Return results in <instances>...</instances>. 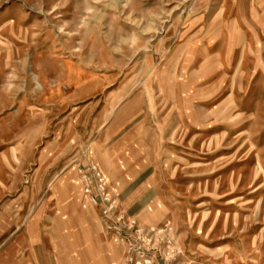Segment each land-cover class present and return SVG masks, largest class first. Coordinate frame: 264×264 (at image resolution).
Masks as SVG:
<instances>
[{
    "label": "rangeland",
    "instance_id": "374dc122",
    "mask_svg": "<svg viewBox=\"0 0 264 264\" xmlns=\"http://www.w3.org/2000/svg\"><path fill=\"white\" fill-rule=\"evenodd\" d=\"M90 153L182 264H264V0H0V264L121 262Z\"/></svg>",
    "mask_w": 264,
    "mask_h": 264
},
{
    "label": "built area",
    "instance_id": "2783aa9c",
    "mask_svg": "<svg viewBox=\"0 0 264 264\" xmlns=\"http://www.w3.org/2000/svg\"><path fill=\"white\" fill-rule=\"evenodd\" d=\"M83 195L97 208L105 233L123 246L119 264H182L185 250L171 225H143L121 208L103 168L95 161L75 163Z\"/></svg>",
    "mask_w": 264,
    "mask_h": 264
},
{
    "label": "crops",
    "instance_id": "0c3cea01",
    "mask_svg": "<svg viewBox=\"0 0 264 264\" xmlns=\"http://www.w3.org/2000/svg\"><path fill=\"white\" fill-rule=\"evenodd\" d=\"M90 154H92V155H90V157H85V159L82 160V163H83V164H86V163H88L89 161H95V162H97V163L99 164V162H98L97 158L95 157V155H93V153H90ZM85 156H86V155H85ZM76 159H77V160H76ZM76 159H74V160L71 162V164H74V162H79V161H80V160L78 161V155H77V158H76ZM80 163H81V162H80ZM100 166H101V165H100ZM101 167H102V166H101ZM102 168H103V170L105 171L104 167H102ZM72 171H73V174H74V182H75L76 187H77V189H78L81 203H83V205H84L86 208H90V209L95 210V208H94L92 205H90V204L88 203V201L86 200L85 196L83 195L82 185H81V182H80V179H79V175L77 174L74 165H72ZM105 173H106V175H107V172H106V171H105ZM107 177H108V175H107ZM108 180H109V177H108ZM109 182H110V180H109ZM95 211H96V210H95ZM98 218H99V214H98ZM99 222H100V224H101V220H100V218H99ZM122 253H123V252H122Z\"/></svg>",
    "mask_w": 264,
    "mask_h": 264
}]
</instances>
